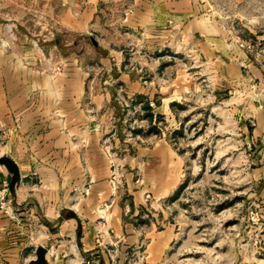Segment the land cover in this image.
Masks as SVG:
<instances>
[{
    "label": "crops",
    "instance_id": "0c3cea01",
    "mask_svg": "<svg viewBox=\"0 0 264 264\" xmlns=\"http://www.w3.org/2000/svg\"><path fill=\"white\" fill-rule=\"evenodd\" d=\"M97 1L65 3L61 23L89 31ZM126 2L116 25L136 31L145 42L159 44L178 36L212 58L220 77L235 80L244 65L253 77H264V66L248 61L237 45L219 35L203 0ZM96 57L98 78L79 56L66 54L59 66L46 68L40 58L24 61L0 50V154L11 156L19 168V178L11 183V171L0 163V183L9 181L8 196L18 213L13 218L0 209V264H39L34 258L40 244L47 248L44 264H76L83 256L92 258V264H113L114 254L116 263L123 264L141 235L149 236L146 261L152 263L175 235L170 222L157 228L155 218L146 231L135 217L146 203L145 190L161 200L177 186V152L158 139L152 146H137L133 154L117 155L107 143L104 114L120 90L125 98L148 100L155 113L172 116L174 101L192 86L189 71L179 69L169 82L154 84L144 65L122 64L115 52ZM252 123L251 137L261 144L256 153L261 164L252 168L253 179L264 180V108H256ZM150 160L153 169L146 168ZM140 161L152 179L143 177L126 199L116 171L119 163ZM156 214L162 220L163 208Z\"/></svg>",
    "mask_w": 264,
    "mask_h": 264
},
{
    "label": "rangeland",
    "instance_id": "374dc122",
    "mask_svg": "<svg viewBox=\"0 0 264 264\" xmlns=\"http://www.w3.org/2000/svg\"><path fill=\"white\" fill-rule=\"evenodd\" d=\"M84 1L0 0V50L24 61L40 58L46 68L59 66L66 54L79 56L97 78L101 67L96 56L115 52L122 64L146 66L154 84L169 82L177 70L187 68L192 85L174 101L172 116L155 113L148 100H129L120 90L104 114L107 143L117 155L162 139L179 157L177 186L161 200L145 190L146 203L135 217L146 231L155 218L157 228L170 222L173 239L161 259L149 263V236L141 235L123 264H264V180L255 181L252 169L261 164V144L250 132L253 113L264 108V77H253L247 65L235 80L220 77L212 58L178 36L159 44L145 42L136 31L116 25L127 0H98L89 31L63 25L64 4ZM203 2L226 43L264 66V0ZM147 102L151 108L144 107ZM143 163H119V190L126 199L143 177L152 179L151 173L144 175ZM153 165L150 160L146 168ZM161 207L162 220L156 214ZM113 258L117 264L115 254Z\"/></svg>",
    "mask_w": 264,
    "mask_h": 264
},
{
    "label": "built area",
    "instance_id": "2783aa9c",
    "mask_svg": "<svg viewBox=\"0 0 264 264\" xmlns=\"http://www.w3.org/2000/svg\"><path fill=\"white\" fill-rule=\"evenodd\" d=\"M9 181L3 179L0 183V209L5 211L13 218H18L17 208L14 206L11 198L8 196ZM78 264H92V260L89 257H81Z\"/></svg>",
    "mask_w": 264,
    "mask_h": 264
},
{
    "label": "water",
    "instance_id": "95a60500",
    "mask_svg": "<svg viewBox=\"0 0 264 264\" xmlns=\"http://www.w3.org/2000/svg\"><path fill=\"white\" fill-rule=\"evenodd\" d=\"M0 163L4 164L11 171V183H14L19 178V168L16 161L7 154H0ZM46 246L40 244L36 247V257L34 262L44 264L46 262L45 253Z\"/></svg>",
    "mask_w": 264,
    "mask_h": 264
},
{
    "label": "trees",
    "instance_id": "16d2710c",
    "mask_svg": "<svg viewBox=\"0 0 264 264\" xmlns=\"http://www.w3.org/2000/svg\"><path fill=\"white\" fill-rule=\"evenodd\" d=\"M144 107H146V108H151V106L149 105L148 102L144 104Z\"/></svg>",
    "mask_w": 264,
    "mask_h": 264
}]
</instances>
